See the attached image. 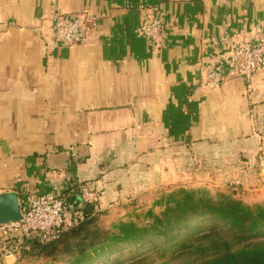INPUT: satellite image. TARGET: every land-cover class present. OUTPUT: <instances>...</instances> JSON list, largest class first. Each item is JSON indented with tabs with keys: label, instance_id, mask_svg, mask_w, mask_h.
<instances>
[{
	"label": "crops",
	"instance_id": "1",
	"mask_svg": "<svg viewBox=\"0 0 264 264\" xmlns=\"http://www.w3.org/2000/svg\"><path fill=\"white\" fill-rule=\"evenodd\" d=\"M151 6L161 47L141 34ZM56 13L96 20L89 43L50 52ZM258 31L264 0H0V194L78 206L83 185L98 211L164 187L264 181V71L251 98L239 77L200 86Z\"/></svg>",
	"mask_w": 264,
	"mask_h": 264
},
{
	"label": "rangeland",
	"instance_id": "2",
	"mask_svg": "<svg viewBox=\"0 0 264 264\" xmlns=\"http://www.w3.org/2000/svg\"><path fill=\"white\" fill-rule=\"evenodd\" d=\"M261 164L264 169V161ZM178 187H164L158 196H125L119 205L110 204L107 209L96 211L97 224L106 230H116L121 223L149 226L153 222V216H162L164 213L166 204L163 199L174 192L184 190ZM187 190L204 191L214 199L226 195L250 207L264 204V181L253 180L248 186H244L240 180H231L217 187L206 185L189 187ZM63 198L70 201L66 197ZM159 201L163 203L160 204ZM190 228L187 232H182L176 241L171 242L164 237L148 239L144 243L118 250L111 255L83 260L82 264H206L225 255L230 249L235 252L247 248H264V237L240 242L225 228L219 227L215 230L214 224L209 221H195ZM11 254L13 256H10ZM77 259L75 251L67 253L62 246L51 256L35 255L30 251L28 241L18 236H2L0 233V264H78Z\"/></svg>",
	"mask_w": 264,
	"mask_h": 264
},
{
	"label": "trees",
	"instance_id": "3",
	"mask_svg": "<svg viewBox=\"0 0 264 264\" xmlns=\"http://www.w3.org/2000/svg\"><path fill=\"white\" fill-rule=\"evenodd\" d=\"M163 201L166 209L162 216H153L151 225L139 227L134 223H121L116 230L101 229L97 224L95 204L85 205L84 222L49 244H42L36 239L29 240L30 251L39 256H51L62 246L67 253L75 251L78 264H82L83 260L111 255L148 239L164 237L171 242L176 241L182 232H187L198 220L211 222L214 229L225 228L240 242L264 237V204L250 207L226 195L214 199L204 191L188 190L174 192ZM230 250L206 264H264V248Z\"/></svg>",
	"mask_w": 264,
	"mask_h": 264
},
{
	"label": "built area",
	"instance_id": "4",
	"mask_svg": "<svg viewBox=\"0 0 264 264\" xmlns=\"http://www.w3.org/2000/svg\"><path fill=\"white\" fill-rule=\"evenodd\" d=\"M141 34L152 47H161L165 20L159 7H141ZM52 40L47 43L51 51L63 47L86 45L90 41L92 27L97 21L85 13H56L50 20ZM227 68L217 67L208 72L201 83L204 90L220 88L229 77L246 81V95L254 92L253 76L264 71V31H258L251 40L236 43L231 51ZM82 204L75 206L62 196L53 193L40 194L30 201L20 199L22 218L19 222L0 226L6 237H20L25 241L38 240L42 244L56 241L63 233L85 220L83 206L96 202L97 195L86 186L80 187ZM10 256H13L11 254Z\"/></svg>",
	"mask_w": 264,
	"mask_h": 264
},
{
	"label": "water",
	"instance_id": "5",
	"mask_svg": "<svg viewBox=\"0 0 264 264\" xmlns=\"http://www.w3.org/2000/svg\"><path fill=\"white\" fill-rule=\"evenodd\" d=\"M21 204L18 192L0 194V226L17 223L21 220Z\"/></svg>",
	"mask_w": 264,
	"mask_h": 264
}]
</instances>
